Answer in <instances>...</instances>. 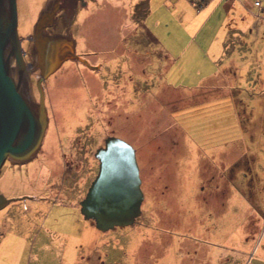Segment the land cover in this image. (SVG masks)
Here are the masks:
<instances>
[{
    "label": "rangeland",
    "instance_id": "374dc122",
    "mask_svg": "<svg viewBox=\"0 0 264 264\" xmlns=\"http://www.w3.org/2000/svg\"><path fill=\"white\" fill-rule=\"evenodd\" d=\"M67 1V20L51 29L70 36L78 54L99 68L73 58L44 82L50 126L40 155L24 165L8 160L0 173V193L14 199L1 215L18 224L29 221L37 230L34 222H42L47 238L32 244L34 254L41 250L34 264H264V85L255 83L251 52L264 56L263 26L249 32L247 42L238 35L228 41L230 51L250 44L241 62L250 70L231 78L245 90L239 107L249 113L242 117L244 131L239 122L231 123L196 134L193 142L187 141L179 112L209 101L210 90L188 91L197 83L182 84L188 90L170 86L179 88L172 79L177 68L168 73L158 41L177 37L173 25L182 19L176 13L185 12L179 1L88 0L84 9ZM144 1L151 12L142 19L135 11ZM54 4L18 0L19 32L25 59L34 64V84L41 71L28 39L39 29L41 13ZM254 5L263 7L261 0ZM181 25V36L192 32L185 20ZM34 94L39 95L36 86ZM111 134L136 149L145 200L133 226L102 232L85 219L81 202L99 173L95 154ZM194 143L233 153L215 163L195 154ZM49 229L59 233L50 236Z\"/></svg>",
    "mask_w": 264,
    "mask_h": 264
},
{
    "label": "water",
    "instance_id": "95a60500",
    "mask_svg": "<svg viewBox=\"0 0 264 264\" xmlns=\"http://www.w3.org/2000/svg\"><path fill=\"white\" fill-rule=\"evenodd\" d=\"M38 47L40 101L32 82L34 64L25 59L19 32L18 0H0V173L8 160L30 163L43 148L50 126L44 82L73 58L99 68L76 54V43L68 35L44 36ZM95 157L99 173L81 202L82 214L102 232L133 226L145 200L136 149L120 137L109 136ZM13 200L0 193V211Z\"/></svg>",
    "mask_w": 264,
    "mask_h": 264
},
{
    "label": "crops",
    "instance_id": "0c3cea01",
    "mask_svg": "<svg viewBox=\"0 0 264 264\" xmlns=\"http://www.w3.org/2000/svg\"><path fill=\"white\" fill-rule=\"evenodd\" d=\"M178 1V6L182 7L185 12L176 13V16L182 19L180 23L177 22L173 25L177 37L170 35L169 39L158 38L164 53L163 61L167 60L166 62L170 64L168 73H172L177 68L172 79H178L179 88L169 82L168 84L175 89L188 90V86L182 84L197 83V86L190 88L193 90L188 91H201L204 88L210 90L209 101L204 100L201 104H196L195 108H185L179 112L181 125L189 135L187 141L189 138H193L194 142L196 134L201 135L213 131L219 126L236 124V122H239L241 130L244 131L242 117H249L248 112L243 115L239 108L245 104V96L242 92L244 89L240 85L233 84L231 78H243L250 70L241 64L250 44H245L244 49L235 48L230 51L228 41L231 35H238L244 40L247 39L245 40L247 42L246 35L249 32L254 34L255 29L259 31L261 26L264 28V0H261L262 8L254 5L255 0H211L202 9L196 8L190 0ZM215 13L219 18L214 20ZM184 20L192 32L189 33L185 29L188 33L185 32L186 35L181 36L178 29L180 26L183 27L181 23ZM250 27L253 29L249 30ZM189 34L191 38L186 40V36L188 37ZM192 40L197 41V44L187 42ZM251 52L256 59L258 79H255V83L264 85V71L263 68H260L262 65L264 66V61H262L264 56L260 51L257 54L256 50ZM171 68L174 69L171 71ZM167 78L169 79V77ZM205 82H210L209 88L199 87ZM222 82L225 85H222ZM215 89H218L219 93L214 92ZM254 94H256V90L252 95ZM195 143V147H192L195 154L199 152L205 158H213L215 163L221 160L222 156L228 157L233 153L232 149H227L225 146L202 147ZM8 216L10 217L9 221L0 213V264H34V257L36 256L38 261V254H41V250L38 248L39 251L34 254L35 245L32 244L42 241V236H44L40 218L34 222L36 226H40L37 230L38 227L34 228L29 221L18 224L16 218ZM25 217L31 218L32 215L27 212ZM58 233L59 231L53 232L49 229L48 234L57 236ZM49 246L50 244L44 247L48 248ZM27 256L29 257L28 261L24 262Z\"/></svg>",
    "mask_w": 264,
    "mask_h": 264
},
{
    "label": "flooded vegetation",
    "instance_id": "af4514ba",
    "mask_svg": "<svg viewBox=\"0 0 264 264\" xmlns=\"http://www.w3.org/2000/svg\"><path fill=\"white\" fill-rule=\"evenodd\" d=\"M77 1V5L82 6V9H84L85 7H87L88 5V0H76ZM68 7H70V5L68 4V1L67 0H55V4L53 5V7H51L50 9H46L45 11H43V13H41V17H40V28L36 30V33L35 35H33V37H30L28 39V41L30 40L31 43L34 45V48L38 51V54H37V67H38V70L42 72L40 66H39V47H38V43H40V40L44 38V36H47V35H54L58 32H54L51 28H54V27H58V24H59V20L61 18H63L64 21L67 20V16L66 14H68ZM76 13H74V15H77V13L79 12V8L78 7H75L74 8ZM62 12V15L61 13ZM42 24V25H41ZM49 30H52L53 32H49ZM29 41V42H30ZM77 47V46H76ZM76 54L77 55H80L78 54V51L76 49ZM27 53L25 55V58L27 57ZM81 58L84 59V56H81ZM76 59V61H78L77 58H74ZM81 62V60H79ZM40 77H41V74H40ZM39 77V78H40ZM38 78V79H39ZM38 79L36 81V85L33 83V86L37 87V90H38V93L39 95H35L36 97V100H39L40 101V92H39V89H38ZM110 136H113L112 134ZM105 146V145H104ZM41 152V151H40ZM40 155V154H39ZM39 157V156H38Z\"/></svg>",
    "mask_w": 264,
    "mask_h": 264
},
{
    "label": "trees",
    "instance_id": "16d2710c",
    "mask_svg": "<svg viewBox=\"0 0 264 264\" xmlns=\"http://www.w3.org/2000/svg\"><path fill=\"white\" fill-rule=\"evenodd\" d=\"M211 0H192V2L194 3V5L196 6V8L198 9H202L204 8L207 4H209ZM144 8V11H143ZM150 9H149V4L147 1H144L142 3H140L139 5H137L136 7V11H135V15L136 17H140L142 19H145L148 15H149ZM148 32V31H146ZM149 33V32H148ZM149 35V34H148ZM151 35V34H150ZM153 37V36H152Z\"/></svg>",
    "mask_w": 264,
    "mask_h": 264
},
{
    "label": "bare ground",
    "instance_id": "6f19581e",
    "mask_svg": "<svg viewBox=\"0 0 264 264\" xmlns=\"http://www.w3.org/2000/svg\"><path fill=\"white\" fill-rule=\"evenodd\" d=\"M14 73H15V74H16V76H17V71H15Z\"/></svg>",
    "mask_w": 264,
    "mask_h": 264
},
{
    "label": "built area",
    "instance_id": "2783aa9c",
    "mask_svg": "<svg viewBox=\"0 0 264 264\" xmlns=\"http://www.w3.org/2000/svg\"><path fill=\"white\" fill-rule=\"evenodd\" d=\"M259 3V2H258Z\"/></svg>",
    "mask_w": 264,
    "mask_h": 264
}]
</instances>
